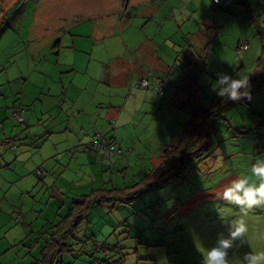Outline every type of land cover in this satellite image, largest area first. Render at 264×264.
I'll return each instance as SVG.
<instances>
[{"label": "rangeland", "instance_id": "rangeland-1", "mask_svg": "<svg viewBox=\"0 0 264 264\" xmlns=\"http://www.w3.org/2000/svg\"><path fill=\"white\" fill-rule=\"evenodd\" d=\"M232 1L0 0V264L33 263L60 233L54 264H200L197 249L241 216L230 258L264 251V204L242 212L216 195L238 175L257 181L264 160V0ZM216 72L249 74L250 96L221 102L204 80ZM189 92L214 113L187 172L129 202L91 203L62 231L81 196L151 178L157 148L189 118ZM95 134L116 151L92 149ZM11 141L30 156L13 162Z\"/></svg>", "mask_w": 264, "mask_h": 264}, {"label": "trees", "instance_id": "trees-1", "mask_svg": "<svg viewBox=\"0 0 264 264\" xmlns=\"http://www.w3.org/2000/svg\"><path fill=\"white\" fill-rule=\"evenodd\" d=\"M235 1L242 2L243 0ZM197 54V61L204 63L206 49ZM188 94L189 96L183 104V109L188 112L189 118L184 124L176 144L164 148L156 157L151 178L146 179L139 186H136L135 183L121 188L111 187L110 189H106L99 187L93 189L89 195L81 196L79 200L72 202L73 207L69 209L70 211L66 216V223L62 231L68 234L71 230L75 229L86 214L91 203L129 202L135 198L140 188H155L187 172L188 168H190V161L199 158L208 149L204 122L207 117L214 113L211 107L204 109L199 105L195 93L189 92ZM170 164L174 165L172 170H168L167 168ZM160 168H164V171L167 170V174L162 175L163 172H160ZM63 235L60 233L55 238H52L47 245L42 247L40 258L35 259L31 264H54L56 248L63 245ZM101 247L100 244H94L95 249H101ZM104 254L107 255L106 252Z\"/></svg>", "mask_w": 264, "mask_h": 264}, {"label": "clouds", "instance_id": "clouds-1", "mask_svg": "<svg viewBox=\"0 0 264 264\" xmlns=\"http://www.w3.org/2000/svg\"><path fill=\"white\" fill-rule=\"evenodd\" d=\"M204 80L209 82V89L221 102L236 101L250 96L249 74L230 75L227 72H216L214 79L205 75ZM251 173L258 182L250 181L246 174L238 175L224 187L222 193L216 195L239 206L242 212L264 204V160L254 162ZM246 232L247 225L243 216L231 221L227 235L218 233L212 245L197 249L200 252V264H264V251L249 250L242 257L230 258L228 250L234 244L243 243L244 241H239L238 238L244 236Z\"/></svg>", "mask_w": 264, "mask_h": 264}, {"label": "built area", "instance_id": "built-area-1", "mask_svg": "<svg viewBox=\"0 0 264 264\" xmlns=\"http://www.w3.org/2000/svg\"><path fill=\"white\" fill-rule=\"evenodd\" d=\"M212 3L214 5H223V6H229V5H233L234 2L232 0H212ZM246 49V42L241 43L238 45V50H245ZM140 87H144L146 88L148 85V82L146 79H142L140 81V83L138 84ZM162 88H160L159 93H161ZM11 118L14 119L15 121L19 122V123H23L24 122V118H23V110L22 109H18V108H13L11 111ZM95 139L92 140L91 142V148L95 149V150H103V152H105L107 155H111L113 154L116 150L114 148V145L109 141H106L101 135L99 134H95ZM16 146L12 145L10 147L11 150H15ZM120 149L118 148L117 152H119ZM37 175L41 174V170L37 169L36 171Z\"/></svg>", "mask_w": 264, "mask_h": 264}, {"label": "crops", "instance_id": "crops-1", "mask_svg": "<svg viewBox=\"0 0 264 264\" xmlns=\"http://www.w3.org/2000/svg\"><path fill=\"white\" fill-rule=\"evenodd\" d=\"M118 1L119 0H117V4H118ZM100 10L101 11H104V12H108V9H102V8H100ZM84 12H86V7L84 8V10H83ZM188 94V93H187ZM187 98V97H186ZM183 106V105H182ZM35 115V113H33V116ZM24 121H25V118H24ZM13 140H15V139H13ZM16 141V140H15ZM23 140L22 139H19V144L20 145H22L23 144V142H22ZM13 142L14 141H11L10 143H9V145H7L8 146V148L10 149V147L12 146V145H15V142H14V144H13ZM16 146V145H15ZM18 146H16V148H15V150H11L12 151V154H11V157H12V161L13 162H17V161H24V160H26L30 155L29 154H26V153H28V150H25V149H22V146H21V148H19ZM19 150V151H18ZM36 150V149H35ZM58 149H57V146H55L54 147V151H57ZM162 150V148H160V147H158L157 148V152H158V154L160 153V151ZM97 156L98 157H101V155H99V153L97 154ZM32 172V171H31ZM19 180L20 181H22V183L23 182H25L26 180H27V176L26 175H22V176H20L19 177ZM53 195H55V196H57V194L56 193H53ZM58 197V196H57ZM59 198V197H58Z\"/></svg>", "mask_w": 264, "mask_h": 264}, {"label": "water", "instance_id": "water-1", "mask_svg": "<svg viewBox=\"0 0 264 264\" xmlns=\"http://www.w3.org/2000/svg\"><path fill=\"white\" fill-rule=\"evenodd\" d=\"M125 6H126V1H125ZM52 196L55 197L56 199H59L57 196H55V195H53V194H52Z\"/></svg>", "mask_w": 264, "mask_h": 264}]
</instances>
